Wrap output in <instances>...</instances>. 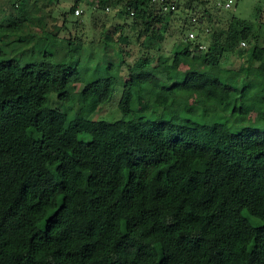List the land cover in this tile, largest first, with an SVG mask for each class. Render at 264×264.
<instances>
[{"label": "trees", "instance_id": "trees-1", "mask_svg": "<svg viewBox=\"0 0 264 264\" xmlns=\"http://www.w3.org/2000/svg\"><path fill=\"white\" fill-rule=\"evenodd\" d=\"M173 1L92 0L114 8L100 41L117 59L94 79L78 73L80 35L54 60L43 57L55 50H33L54 35L37 31L41 40L11 49L18 31L0 38V264H264V9L218 24L205 8L179 26L197 38L166 52L183 12L179 0L165 8ZM207 1L186 0L187 9ZM91 2L74 0L71 11ZM127 29L148 49L133 63ZM125 75L121 116L92 118ZM143 97L147 114L136 108Z\"/></svg>", "mask_w": 264, "mask_h": 264}, {"label": "rangeland", "instance_id": "rangeland-1", "mask_svg": "<svg viewBox=\"0 0 264 264\" xmlns=\"http://www.w3.org/2000/svg\"><path fill=\"white\" fill-rule=\"evenodd\" d=\"M88 1L90 0H85V2ZM227 1L228 0H208L204 4H194L197 5L196 9L190 11L187 9L186 0H179V4L183 12L179 14L180 19H178L177 21L173 20L171 26L168 27V37L161 45L162 50L171 52L175 48L184 46L186 41L188 42V40H191L190 32L192 31L197 34V28H191L188 30L189 32L185 34L184 32H182L179 26H183L185 24L186 17L191 18L194 15L197 17L204 16L205 8H209L212 11V13L214 14L213 20L218 24L224 23L226 19L230 18L232 11L236 12L239 16L253 19V11L256 5L261 6L264 9V0H233L231 2V5L229 7H226L225 3ZM73 3L74 0H0V38L3 37L2 35H10V37L12 38V32L17 30L18 33H15V39L9 38V40H13L14 42L6 46L10 47L11 49L12 46L21 44L20 38L22 37L23 45L34 44L35 39H40L41 37L40 33L38 38L35 36V32L37 31L54 35V37L52 38V42L51 40L49 43L45 41L41 46H35V48L33 49L36 51L37 55H39V52L44 53L47 51L55 50V54H53L52 56L43 57L44 60H54L55 58H62L64 56L68 46L69 38H75L77 40L80 35L85 39V41L80 54L81 64L79 65V75H83L85 79H94L100 76H104L106 74L105 61L117 60L115 58L116 54L114 50L111 47L106 49L107 51L103 50L102 48L104 47V43L100 41V39L102 38L101 32L102 29H104V24H112V18L110 17V15L113 14L114 8H111V10L107 9L106 12H103L100 9H96V7L94 6V13L92 12V8L87 7V5L84 3L78 8L80 10V13H75L71 11V6ZM96 3L98 7V2L96 1L95 5ZM63 12H67V18L70 22H68L67 20L65 23L61 22L62 20H64L65 16ZM93 13L95 16L94 19L92 18ZM78 14H82L81 18H84L82 19V22L77 20L80 18V15ZM130 17H128L129 22L131 21ZM114 23L115 22H113V24ZM242 24L245 25V23L241 21L239 24H236L233 27V31L229 38H233L234 42L239 39L240 27H242ZM6 26L8 27V29ZM3 27H6V29H3ZM127 33L131 42L129 44L121 42V44L126 46V49L124 51L125 55L123 56H126L127 59L133 63L136 62L141 55H146L145 52L148 51V49L141 47V45L139 44L137 40L138 31H130L127 29L124 31V34L126 35ZM112 38L113 37L109 36V41H111ZM76 40L75 42H77ZM232 40L231 43H233ZM243 42L244 41L241 42V46L244 48H248L251 45L249 40H245V44H243ZM26 51L24 53L25 56H29L30 54H32L31 50H29L28 52ZM154 55H157L156 51L152 53V56H147L150 57L147 61H154ZM18 57L19 56H17V58ZM76 58V53H73L71 59L74 60ZM227 60L228 66L242 68L243 71L245 70V65L242 63L241 59L238 56L228 55ZM94 63H100L98 64L100 67L96 69ZM180 68L182 70H188V72L190 73L196 69L195 66L186 64H182ZM213 72L218 73L219 68L215 67L213 69ZM250 78L252 77L244 76L243 80L248 81ZM128 79V75H125L118 81L113 98L107 103L103 104L96 112H94L92 118L114 119L121 116L118 103L123 93V86ZM257 83L259 84L261 83V81L258 80ZM82 87L83 84L81 82H75L72 85V89L74 91H80ZM185 96L192 103L197 102L199 98L198 94L191 95L187 93ZM79 104L80 101L75 99L73 102L69 103V106L78 107ZM151 107L152 102H150L145 97H143L136 104L137 110L144 114H147ZM248 114L254 120L258 118V113L252 109L251 105L248 108Z\"/></svg>", "mask_w": 264, "mask_h": 264}, {"label": "built area", "instance_id": "built-area-1", "mask_svg": "<svg viewBox=\"0 0 264 264\" xmlns=\"http://www.w3.org/2000/svg\"><path fill=\"white\" fill-rule=\"evenodd\" d=\"M232 1H233V0H228V1L225 3V6H226V7H229V6L231 5V2H232ZM175 2H176V0H174L172 3H169V4L166 3V4H165V8H166V9L169 8V7H171V8H175V6H176V5H175ZM79 11H80L79 9L76 10L77 13H79ZM190 36H191V39H193V40L197 38V36H196V34H195L194 32H191V33H190ZM243 44H245V42H243ZM200 47H201V48H206L207 46H206L205 43H202V44H200Z\"/></svg>", "mask_w": 264, "mask_h": 264}, {"label": "crops", "instance_id": "crops-1", "mask_svg": "<svg viewBox=\"0 0 264 264\" xmlns=\"http://www.w3.org/2000/svg\"><path fill=\"white\" fill-rule=\"evenodd\" d=\"M91 1H92V0H90V2H91ZM91 4H92V5H90V6H91V8H92V10H93V12H94V8H93V7H94V5H93L94 3L91 2ZM94 13H95V12H94ZM94 13H93V17H92L93 19H94V17H95V16H94Z\"/></svg>", "mask_w": 264, "mask_h": 264}]
</instances>
